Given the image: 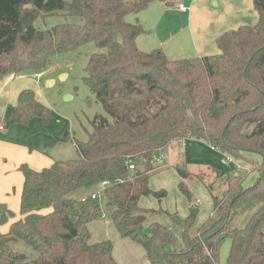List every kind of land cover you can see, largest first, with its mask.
I'll list each match as a JSON object with an SVG mask.
<instances>
[{
    "label": "trees",
    "instance_id": "obj_1",
    "mask_svg": "<svg viewBox=\"0 0 264 264\" xmlns=\"http://www.w3.org/2000/svg\"><path fill=\"white\" fill-rule=\"evenodd\" d=\"M153 2L171 6L169 0H0V79L38 75L53 56L93 42L101 51L88 58L84 82L104 111L94 117L84 142L69 131L54 135V144L74 141L77 159L55 161L40 171L19 167V219L0 233V264H118L110 240L91 242L88 225L102 219L98 200L67 197L104 182L110 222L122 239L143 248L150 264H220L225 243L224 264H264V0H252L255 26L216 38L220 53L179 60L162 49L144 52L136 45L146 31L126 18ZM59 13L77 22L35 27L39 18ZM49 112L26 88L3 127L26 125ZM186 139L209 145L225 160L248 164L251 155L261 158L250 187L230 171L210 168L224 190L221 197L212 196L213 215L195 236L191 228L198 208L184 181L199 179L211 191L202 172L176 168L178 190L189 202L185 218L139 206L143 197H166L164 190L149 189L152 162L174 141ZM258 201L238 230L235 217ZM159 213L182 230V251L170 250L177 238L166 226L151 222L146 230L147 219ZM13 218L0 203V226ZM17 241L28 245L34 258L15 251L11 244Z\"/></svg>",
    "mask_w": 264,
    "mask_h": 264
},
{
    "label": "rangeland",
    "instance_id": "obj_2",
    "mask_svg": "<svg viewBox=\"0 0 264 264\" xmlns=\"http://www.w3.org/2000/svg\"><path fill=\"white\" fill-rule=\"evenodd\" d=\"M176 2L182 4V1ZM192 13L197 21V26L202 28V36L206 37L207 52L202 53L203 55L201 56L220 53L215 43L216 37L220 33L236 30L243 26H255L257 24V15L254 11L252 0H194ZM132 17V15H129L126 18L127 21L130 22ZM65 21L77 22V18L65 19V17L59 13L50 17L39 18L35 21L34 25L39 30H45ZM214 31L218 33L215 35L216 37H211L210 33ZM145 37L148 36H141V38ZM193 39L194 37L192 38L191 36L190 39H184L182 45H177L176 40L170 43L168 46L175 47V51L172 54L167 51V57L173 60L195 57ZM139 49L144 52H151L154 50L153 47L149 49H142V47H140ZM100 51L101 50L96 47L93 42H88L75 50L53 56L48 66L38 75L31 76L28 74H21L17 76L16 79L30 81L29 83H31L32 87L29 88H33L36 96L35 98L41 104L45 105L50 112L44 119L33 118L26 125H11L12 127L9 126V129L5 128L8 129V131H3L2 134L4 136L5 134L6 136L9 135L8 137L5 136L6 140H13V142H16L14 144L18 146V148H12V150H24L26 160L34 161L33 164L38 170L41 168L40 163L35 161V156H38V154L35 153L36 155H32L33 153H28L27 150L29 147L35 148L34 151L38 150V148H46L45 150L47 153L44 154L43 157L44 161L46 159L47 162L77 159L78 153L74 148L75 145L73 140L51 146L54 134H63L65 131H69L71 138L73 137L78 142H84L87 140V133L92 129L94 117L96 115L104 116L101 105L84 82L85 67L88 58L91 54ZM12 79L13 77L11 75H7L0 79V125L5 115L13 109L14 100L13 102L9 101L11 99ZM9 102L11 104H9ZM0 145V156H2V152L4 151V153L10 157L9 153L5 152L4 145L2 143H0ZM176 149L178 148L176 147ZM177 152L178 151L175 149H171V152L167 153L166 157L163 156V153L158 154L152 162L153 171L150 172V179L148 182L149 189L154 192L164 190L166 192V197L161 201L152 196L143 197L140 199L141 208L154 210L163 209L169 214H177L180 218H184L187 215L189 202L178 190L177 185L181 180L177 176L172 165L177 160H180L181 156L175 154ZM203 156L205 159H208L206 154H203ZM209 156H211V158L214 157L211 153H209ZM17 157H19V155H16V158ZM220 157L217 156L213 158L215 161L214 163L220 166L216 167V169L222 172L230 171L232 174L242 177L244 179V187H250L254 184L257 176L256 167L261 160L258 155H251L250 159L252 161L248 164L231 159L229 162L225 159L222 160ZM157 163L158 166H155ZM137 164L141 167L140 161H137ZM202 173L205 176L204 180L206 183L211 185V191H209L199 179L192 178L184 181L188 190L192 193L193 202L198 204V214L191 228V235L194 236L202 222L207 219V216L212 211V196L221 197L224 190L222 181L214 172L205 171ZM94 191L97 193L102 213V219L97 223L100 226L102 225L106 230L104 238L110 240L113 244L114 259L118 264H140L141 260L139 257H134L126 252L125 243L122 242L124 240L119 236L112 223L110 222L109 225L105 224V222L110 221V219L109 211L106 207L107 200L103 189L96 188ZM76 193L68 194L67 197H75L74 195H76ZM79 194L80 193L76 195L77 198ZM252 206L250 202V205L244 210L242 209L235 217L234 224L236 228L243 229L245 227L248 219L253 214V212L250 214L253 208ZM152 217L153 216H150L145 223L146 230L148 224L151 222H158L166 226L177 238L175 246L171 247L170 250H175L176 252L182 251L184 249V244L181 239L182 230L174 226L165 213H159L153 218ZM10 224L11 223L8 222L0 226V231H2L0 233H7ZM94 234L95 237L92 240L95 238L97 240L99 233L95 230ZM11 247L29 258H34L35 256L29 246L22 241L13 242ZM221 253L219 258L220 264H222L221 257L224 253V248Z\"/></svg>",
    "mask_w": 264,
    "mask_h": 264
},
{
    "label": "crops",
    "instance_id": "obj_3",
    "mask_svg": "<svg viewBox=\"0 0 264 264\" xmlns=\"http://www.w3.org/2000/svg\"><path fill=\"white\" fill-rule=\"evenodd\" d=\"M169 1L171 2V6H166L161 2H153L145 10L139 12L136 16H133L132 19L130 20V22L132 23L138 22L139 24H141L142 27L146 31L142 35L148 36L145 38H141L142 35H140L136 39V45L138 49L140 47H142V49H149L150 47H153L154 50L162 49L165 52V54L167 53V51H169V53L172 54L175 51V47H169L168 45L170 43L176 40L177 45H182L184 42V39L186 38L190 39V36H191L192 38L194 37L193 51L196 55L195 57H200L201 55H203L202 53L207 52L206 50L207 45H206V37L202 36V28H199L197 26V21L194 17V14L192 13L194 0H169ZM176 1H182V4ZM180 5L184 7V10H181L179 8ZM217 33L218 32H215V31L211 32L210 36L216 37L215 35H217ZM220 34L218 36H220ZM12 77L13 79L11 81L12 83H11V92H10L11 99L9 101L13 102L14 100V105L12 103L14 107L16 104L18 94L22 90L32 87V86H31V83H29L30 81H27L25 79L24 80L16 79L17 76L16 77L12 76ZM30 89L33 90V88H30ZM9 104L11 103L9 102ZM8 114L5 115L4 119L8 116ZM4 119L1 125H4L3 123ZM8 129L4 128L3 131L7 132ZM2 132H0V141H3V142H0V143L4 145L5 152L9 153L10 157H8L4 153V151L2 152V156H0V203L5 204L8 207V209L11 210L15 214V218L9 221V223H12L15 220L19 219L20 196H21L22 185H23V176L21 172L19 171V167L22 164H25L26 162V165L28 164L29 166L28 165L27 166L30 167L32 170L40 171L43 168L49 167L53 162H50V161L47 162L46 159L44 161L43 155L47 153V151L45 150L46 148H38V150L34 151L35 148L29 147V149L27 150L28 153H33L32 155H34L35 153L38 154V156H35V161H38L41 167L40 170H38V168L33 164L34 161L26 160L24 150H21V149L12 150V148H18V146L14 144L16 142H13V140H6L5 138L6 134L4 136ZM60 134L61 133L56 134V135H60ZM8 136L9 135H7L6 137ZM54 142H55V139L53 137L51 146L57 145V144H54ZM176 147L178 149H176ZM171 149H175L176 151H178L175 154L176 155L178 154L181 156L180 160H177L174 164H172L175 171H176V168H181V169H185L192 173H196V172L199 173V172H205V171L212 172V170H210L211 167H214V168L220 167L219 165H216L214 163L215 161L213 160V158L217 156L218 157L221 156L220 158L224 160L223 155L219 151H216L213 148H211L209 145L201 141H197V140L186 139L182 141H174L169 147H167L165 152H163L165 153L164 157L167 156L166 155L167 153L171 152ZM209 153H211L214 157L211 158V156H209ZM203 154H206V157L208 159H205ZM16 155H19V157L16 158ZM57 161H63V160H57ZM155 166H158V163L155 164ZM97 188H101V187L98 186ZM94 190L90 192H84L82 190H79L77 191V193L75 192L76 195L80 193L79 197L77 198L76 195H74L75 197H72V198L80 200L81 198L89 196L90 194L94 193L95 192ZM261 203L262 201L251 202V204L253 205L252 206L253 208L251 207L252 209L250 211V214L251 212L254 213ZM249 205L250 203L246 204L243 207V210L247 208ZM139 206H140V201H139ZM187 215H188V212H187ZM212 215H213V206H212L211 213L207 216V219L202 222L201 226L198 228V231L208 222V220L210 219ZM97 222L99 221L91 222L88 225V229L91 233L92 243L108 240L104 238L106 234L105 228L102 225L100 226ZM105 224L109 225L110 221L105 222ZM237 229L243 230L244 228L243 229L237 228ZM95 230L99 233V236L97 240L96 238L92 240L95 237L94 236ZM123 240L124 241L122 242L125 243L126 252H128L130 255H133L134 257H139V259L141 260L140 264H150L141 246L137 244L134 245L132 244L133 242L131 243V241L128 242L129 241L128 239H123ZM223 248H224V253L221 257L222 264H224L225 262V258L227 256L228 249H229V243H226L225 247L223 246Z\"/></svg>",
    "mask_w": 264,
    "mask_h": 264
},
{
    "label": "built area",
    "instance_id": "obj_4",
    "mask_svg": "<svg viewBox=\"0 0 264 264\" xmlns=\"http://www.w3.org/2000/svg\"><path fill=\"white\" fill-rule=\"evenodd\" d=\"M179 8H180L181 10H184V7H183L182 5H180ZM3 129H4L3 125H0V132H2ZM227 161H231V160L228 159ZM129 168H130V169H133V166H129ZM107 185H108V183H107V182H104V183H102V184L100 185V187H101V189L104 190V188H105ZM87 200H94V201H95V200H98L97 193L94 192V193L90 194L89 196H86V197L81 198V199H80V202H86Z\"/></svg>",
    "mask_w": 264,
    "mask_h": 264
},
{
    "label": "water",
    "instance_id": "obj_5",
    "mask_svg": "<svg viewBox=\"0 0 264 264\" xmlns=\"http://www.w3.org/2000/svg\"><path fill=\"white\" fill-rule=\"evenodd\" d=\"M163 156H165V153H163Z\"/></svg>",
    "mask_w": 264,
    "mask_h": 264
}]
</instances>
